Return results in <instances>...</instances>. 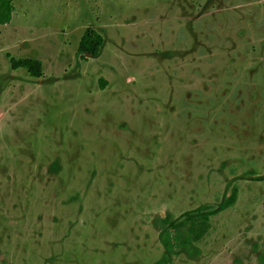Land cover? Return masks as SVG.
<instances>
[{
	"label": "rangeland",
	"instance_id": "1",
	"mask_svg": "<svg viewBox=\"0 0 264 264\" xmlns=\"http://www.w3.org/2000/svg\"><path fill=\"white\" fill-rule=\"evenodd\" d=\"M14 5L0 264H264V0ZM89 26L104 44L82 59ZM204 209L211 226L186 242Z\"/></svg>",
	"mask_w": 264,
	"mask_h": 264
},
{
	"label": "trees",
	"instance_id": "2",
	"mask_svg": "<svg viewBox=\"0 0 264 264\" xmlns=\"http://www.w3.org/2000/svg\"><path fill=\"white\" fill-rule=\"evenodd\" d=\"M15 10L14 0H0V29L1 26L11 21ZM104 44V36L96 28L87 27L79 39L77 45L78 57L85 59L86 57L96 56L99 54ZM11 67L13 69L24 67L31 77H41L44 73L43 61L36 57H9ZM101 85H105V81L100 79ZM189 224L186 230L189 231L190 238L185 237V241L198 240L210 227L209 212L191 214L187 217ZM170 239L162 238V241L168 243ZM170 242V241H169ZM171 244V243H170Z\"/></svg>",
	"mask_w": 264,
	"mask_h": 264
},
{
	"label": "flooded vegetation",
	"instance_id": "3",
	"mask_svg": "<svg viewBox=\"0 0 264 264\" xmlns=\"http://www.w3.org/2000/svg\"><path fill=\"white\" fill-rule=\"evenodd\" d=\"M11 20H12V19H11ZM9 23H10V22H9ZM7 24H8V23H7ZM4 25H6V24H4ZM221 206H222V202H221V205H220V207H221ZM202 212H209V220H210V211H208V210H206V209H204V210H202V211H200V212L194 213V214H198V213L200 214V213H202ZM185 218H186V216H185ZM186 220H187V224H189V222H188V219H186ZM187 224H186V225H187ZM186 225H185V231L187 232V234H188V237L190 238V235H191V234L189 233V231H188V230H186ZM210 226H211V222H210ZM205 233H206V232H205ZM205 233H204V234H205ZM203 236H204V235H203ZM203 236H202V237H203ZM202 237H201V238H202ZM167 238L169 239V238H170V236H169V237H167ZM201 238H200V239H201ZM192 241H196V240H191V241H187V242H189V243H190V242H192ZM172 245H173V244H172ZM166 247L168 248V244H167V246H166Z\"/></svg>",
	"mask_w": 264,
	"mask_h": 264
}]
</instances>
